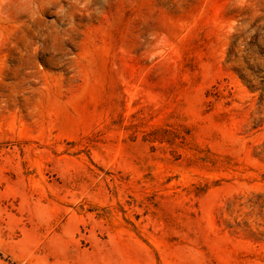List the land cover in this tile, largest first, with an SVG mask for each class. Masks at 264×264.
I'll list each match as a JSON object with an SVG mask.
<instances>
[{
  "label": "rangeland",
  "instance_id": "rangeland-1",
  "mask_svg": "<svg viewBox=\"0 0 264 264\" xmlns=\"http://www.w3.org/2000/svg\"><path fill=\"white\" fill-rule=\"evenodd\" d=\"M264 0H0V264H264V100L228 51Z\"/></svg>",
  "mask_w": 264,
  "mask_h": 264
},
{
  "label": "trees",
  "instance_id": "trees-1",
  "mask_svg": "<svg viewBox=\"0 0 264 264\" xmlns=\"http://www.w3.org/2000/svg\"><path fill=\"white\" fill-rule=\"evenodd\" d=\"M240 36H235L228 51V62H235L234 67L243 84L253 92H259L264 100V26L259 27L243 48Z\"/></svg>",
  "mask_w": 264,
  "mask_h": 264
}]
</instances>
